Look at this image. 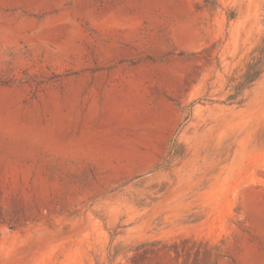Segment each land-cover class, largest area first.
Wrapping results in <instances>:
<instances>
[{
	"label": "rangeland",
	"instance_id": "1",
	"mask_svg": "<svg viewBox=\"0 0 264 264\" xmlns=\"http://www.w3.org/2000/svg\"><path fill=\"white\" fill-rule=\"evenodd\" d=\"M263 47L264 0H0V264H264Z\"/></svg>",
	"mask_w": 264,
	"mask_h": 264
},
{
	"label": "trees",
	"instance_id": "2",
	"mask_svg": "<svg viewBox=\"0 0 264 264\" xmlns=\"http://www.w3.org/2000/svg\"><path fill=\"white\" fill-rule=\"evenodd\" d=\"M264 50V47H263ZM261 69L260 66H251L250 68L248 67V70L246 71L245 75H244V81L245 83L248 84H252L253 82H255L256 80H258L260 74H261Z\"/></svg>",
	"mask_w": 264,
	"mask_h": 264
}]
</instances>
